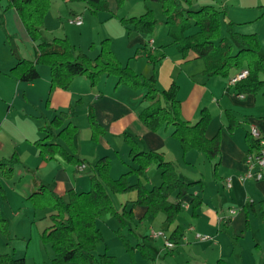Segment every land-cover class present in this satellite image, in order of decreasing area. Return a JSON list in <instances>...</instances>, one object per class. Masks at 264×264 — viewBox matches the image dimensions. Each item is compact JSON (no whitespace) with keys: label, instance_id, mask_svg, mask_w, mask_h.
I'll return each mask as SVG.
<instances>
[{"label":"crops","instance_id":"0c3cea01","mask_svg":"<svg viewBox=\"0 0 264 264\" xmlns=\"http://www.w3.org/2000/svg\"><path fill=\"white\" fill-rule=\"evenodd\" d=\"M235 1L194 0L192 9L199 10L205 6L226 9L228 20L234 24L235 31L258 36L264 58V0H239L230 4ZM109 9L111 12L118 10L115 0L109 2ZM77 15L80 14L72 12V17ZM145 46L150 47L148 43ZM35 49L36 44L33 43L28 50L12 52L7 56L9 60L6 61L5 69H0V162L10 160L15 155L19 159L13 178L5 179L0 170V187H5L8 192L7 207L12 208L14 204L24 203L30 198L36 188L35 182L54 190L59 197H64L67 191H89L87 183L79 188L75 178L86 171L89 165L85 159L87 151L81 148L87 147L92 137L88 118L92 111L104 129L98 145L89 153L93 160L108 157L106 150L118 153L126 147L130 152L127 145L115 139L121 138L136 125L137 131L132 137L138 141L141 151L163 153L168 162L176 165L183 182H200L191 189V195L184 199V212L189 215L192 211V197L202 199L198 216L191 218L186 228L178 223L179 218L174 225L169 226L163 214L146 219L147 208L137 206L132 210L134 220L127 221L125 226L130 231V238L124 236L133 246L147 245L154 257V261L149 264H218L219 261L226 264H264V180H240L248 170L245 164L250 152L248 133L252 127L264 132L263 92L257 95H238L235 87L229 84L231 78H206L203 75L204 61L196 59L194 53H190L187 58L183 57V61L176 60L168 65L172 81L180 86L178 99L182 118L195 124L200 119L201 111L207 109L212 114V121L206 137L213 139L220 136V155L214 162L208 161L197 151L188 152L180 160L183 151L180 143L172 137L173 130L151 132L141 129L136 124L138 116L149 104L140 103V99L134 101L133 98L117 97L118 88L112 90L115 81L110 77H104L96 88H90L89 82L80 77L68 90L51 91L49 69L47 72L39 71L40 78L32 83H21L11 76L10 70L18 59L35 61ZM154 50L153 46V53ZM261 79L264 80V75ZM104 86L105 92L101 89ZM78 100L81 103L74 108H78L77 113L67 116L64 126L71 123L77 127L74 140L81 148L78 146L76 158L83 161V164L73 166L60 157H42L37 142L50 134L47 143L63 144L55 138L58 131L52 126V121L68 112ZM228 112L238 124L233 132L228 130ZM115 144L118 146L115 147ZM99 150L104 155L98 157ZM180 161L185 164L183 168ZM156 170V178L161 182V171ZM136 198L121 202V209L117 211L123 212L125 205ZM157 221L162 225L160 231L166 232L169 237L176 227L183 230L184 237L173 250H167L164 243L160 246V240L151 238ZM198 236L207 237V240L203 241ZM114 257L122 264L118 256ZM122 259L127 264L133 261L139 264L138 259L145 262L138 251L134 254V260L126 251Z\"/></svg>","mask_w":264,"mask_h":264},{"label":"trees","instance_id":"16d2710c","mask_svg":"<svg viewBox=\"0 0 264 264\" xmlns=\"http://www.w3.org/2000/svg\"><path fill=\"white\" fill-rule=\"evenodd\" d=\"M93 13L109 8L111 0H85ZM118 6L124 0H115ZM161 4L166 15L165 25L168 36L177 45L179 53L187 58L190 53L196 59L204 61L203 75L206 78L220 77L230 79L235 74L247 70L248 76L235 85L238 95H257L263 92L264 58L261 55V44L255 34H242L234 29V24L228 20L226 9L220 10L214 6H205L199 10L192 9V0H146ZM50 0H7V9H14L29 37L36 44L35 61L18 59L10 70V75L21 83H32L40 78L39 66L47 67L50 71L51 91L56 89L68 90L78 77H86L95 87L103 76H112L119 79V84L128 85L133 89L147 88L144 101L149 107L140 114V119L151 132H158L163 126L172 127V136L176 138L183 152L197 151L203 154L210 162H214L220 155V136L213 139L206 137L207 128L212 121L209 110L203 109L200 119L190 124L181 117V103L178 100L179 87L173 84L168 90L160 91L153 73L135 74L132 70L122 66L120 60L111 48L109 40L102 43L101 51L95 59L85 55L74 54V47L68 39H55L46 42L42 39L44 20L50 9ZM129 33L152 34L158 26V21L150 10L141 17L123 19ZM4 24V17H0V26ZM226 28L235 45L222 36V29ZM8 37V35H7ZM10 38V37H8ZM147 46L138 50L137 55L149 53L151 63L159 60L153 58V52L146 50ZM148 71V70H147ZM70 108L69 112L73 111ZM228 130L233 132L238 124L229 112ZM67 114L56 117L52 126L57 132L55 138L62 143H47L51 135L48 134L42 141L37 142L40 154L44 158L60 157L68 164L80 166L83 161L75 156L74 138L78 129L69 123L64 126ZM93 140L97 141L104 134V129L98 123L94 113L89 114ZM130 147L132 166L119 179L110 176L109 157L101 158L95 166V174L90 177L91 187L87 192H69V201H64L48 187L35 182V190L30 199L38 209H51L52 225L45 229L41 239L44 244H50L54 251L53 264H119L116 257L107 251L96 254L104 236L98 228L99 219L110 215L122 226L127 221L134 220L132 210L137 206L147 208L145 218L165 216V223L174 225L178 217L184 212V199L189 197L191 189L199 184L185 183L178 175L176 165L168 162L160 152L141 151L139 143L131 136H126ZM250 152L257 147L250 133L247 136ZM19 163L15 155L10 160L0 162V170L6 179H11L13 167ZM156 165L161 171L162 183L148 189L142 182L146 170ZM136 176L138 182L131 183V177ZM137 191V198L125 205L124 211L119 213L114 205L111 194H126ZM192 197V196H191ZM192 217L198 216L202 206V199L194 196L191 201ZM128 208V209H127ZM7 221L0 215V226L5 231ZM122 245L127 254L134 260L136 251L145 261L153 262L154 257L147 245L133 246L127 238L118 231ZM184 237L180 227H176L170 240L178 243ZM0 264H26L25 258H13L0 255ZM132 264H136L135 261ZM218 264H226L219 261Z\"/></svg>","mask_w":264,"mask_h":264},{"label":"rangeland","instance_id":"374dc122","mask_svg":"<svg viewBox=\"0 0 264 264\" xmlns=\"http://www.w3.org/2000/svg\"><path fill=\"white\" fill-rule=\"evenodd\" d=\"M238 1L239 0L230 2V4L237 3ZM50 3V9L44 20V27L42 29L43 41L53 42L55 39H68L70 44L74 47V54L76 57L79 55H85L90 59H95L101 51L103 41L109 40L111 48L120 60L122 66L141 76L142 82L145 81L142 75L149 72L155 75L157 88L160 91L168 90L173 84H176L180 90V86L171 79V70L168 71V65L172 62H176V60L183 61V56L179 53L177 45H175L168 36V28L165 25L166 15L161 4L146 0H124L121 6H118L117 11L111 12L108 8L107 10H101L95 14L85 0H50ZM193 5L194 0H192V8ZM148 10L152 12L154 19L158 21V26L155 31L152 34L147 35L135 32L129 33L127 27L122 24L121 21L133 17H141ZM72 12L82 15L84 24L82 28L69 25V20L72 18ZM0 17H4V24L0 26V69H5L7 64L6 61L9 60L7 59L9 54L12 52L18 53L24 49L28 50L33 42L29 39L16 11L14 9H7V0H0ZM7 35L10 38H8ZM222 36L228 38L235 45L231 35L227 33L225 27L222 29ZM152 40L155 42L153 58L159 60L154 64L151 63L149 53L144 52L141 56L137 55L138 50L144 48L147 43L149 45V42ZM147 49L151 52L150 47H147L146 50ZM38 70L47 72L48 68L39 66ZM104 77H110L111 80L115 81L113 82L112 90L115 91V88H118L117 97L121 99L133 98L134 101L140 99V103L145 102L144 98L147 93V88L133 89L128 85L119 84V79L112 76H103L99 83L95 87H92L88 78H82L89 82L90 88H96ZM104 88L105 86L101 89L105 92ZM142 94L143 96L140 98ZM74 103L75 104L72 105L73 109L81 102L78 100ZM77 109L78 108L64 114L71 117L77 113ZM182 120L184 119L182 118ZM137 121L136 124L139 125L141 129H147L141 121L140 115L138 116ZM161 130L170 131L172 130V127L163 126L159 131ZM136 131L137 127L135 125L133 128H130L129 132H125L121 138H116L115 141H122L125 146H128L126 136H135ZM173 139L179 142L176 138L173 137ZM73 142L77 148V151L75 152V156H77L78 148H81V145H77L75 140ZM98 143L99 138L97 141H94L92 134L87 147L82 146L81 148L82 151H87L85 152V159L89 162V165L86 171L79 176L76 175L75 180L78 183L79 188L83 187L85 183H87L89 188L91 187L89 175L95 174V166L99 160H93L89 153L91 152V149L93 150L96 148ZM117 146L118 145L115 144V147ZM102 153L103 152H100L99 150L97 154L98 157L104 155ZM105 153H107L110 159V176L112 179L117 180L130 170L129 165L132 163V159L130 152L126 147L122 151H118V153L113 150H106ZM182 154L180 160H183V157H185L187 153L185 154L183 152ZM180 164L182 168L185 166L182 161H180ZM180 164H178V168H180ZM17 165L19 164H16L12 168L13 175L11 178L14 176V169ZM156 169H158V167L152 165L146 170L145 177L142 179V182L146 187L153 188V186L161 185L162 179L160 182L158 181L159 179L156 178ZM126 170L127 172H125ZM130 181L132 184H135L138 182V178L132 176ZM52 191L54 192V190ZM69 192L70 191L64 193L63 199L66 202L69 201ZM111 195L116 210L120 211L121 202L134 199L137 196V191L134 190L126 194ZM7 204L8 192L5 187L1 186L0 215L7 221V223L5 231L0 226V255H8L13 258H21L23 256L26 260V264H53L54 251L52 246L50 244H44L41 239L43 231L52 225L51 209L44 210L36 208L30 198L24 203L19 202L18 205L14 204V207L12 208L7 207ZM178 218V223L183 228H186L188 221L193 218L192 211L190 215L187 212H182ZM97 225L103 233L104 241L99 245L96 254L98 255L107 251L110 255L118 256L122 264H127V262L122 259L125 251L121 238L118 235V231L126 236L129 235L130 231L110 215L99 219ZM161 226V223H158L157 221L156 225L153 226L154 232H160ZM158 243L160 246H163L164 241L160 240ZM126 258H128V256ZM138 262L139 264L150 263L148 261L143 262L140 259H138Z\"/></svg>","mask_w":264,"mask_h":264},{"label":"built area","instance_id":"2783aa9c","mask_svg":"<svg viewBox=\"0 0 264 264\" xmlns=\"http://www.w3.org/2000/svg\"><path fill=\"white\" fill-rule=\"evenodd\" d=\"M83 24V18L81 15H77L75 17H72L69 20V25L80 27ZM149 46L152 50L154 46V41L149 42ZM248 71L244 70L239 73H237L235 76H233L229 84L231 86H234L240 81L245 79L248 76ZM250 136L251 138L257 142V147L254 151L249 152L245 159V164L248 168L246 174L240 178V180L246 181V180H253L256 182L264 180V132L259 130L256 127H252L250 129ZM228 186L230 187V184L228 183ZM234 213V212H233ZM151 238L154 240H163L164 246L167 250H173L176 247V243L170 240V237L163 231L160 232H152ZM201 240L205 241L207 240V237H200Z\"/></svg>","mask_w":264,"mask_h":264}]
</instances>
